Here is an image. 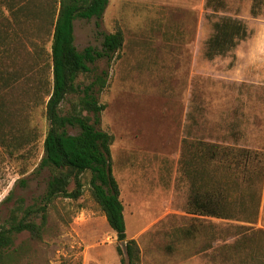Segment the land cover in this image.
Returning a JSON list of instances; mask_svg holds the SVG:
<instances>
[{
  "label": "rangeland",
  "instance_id": "374dc122",
  "mask_svg": "<svg viewBox=\"0 0 264 264\" xmlns=\"http://www.w3.org/2000/svg\"><path fill=\"white\" fill-rule=\"evenodd\" d=\"M206 2L110 0L99 26L95 18L74 22L79 50L88 45L101 49L103 32L124 33L99 94V102L106 104L100 127L114 136L113 175L126 236L137 242L141 264H239L232 244L244 227L264 231V176L254 224L188 213L190 185L179 164L184 138L264 151V0ZM228 18L241 22L247 34L236 38L230 51L208 58L215 25ZM30 35L41 45L40 58L34 54L39 67L23 71L12 105L25 107L29 143L0 144V201L14 189V199L23 198L26 205L39 201L50 175L48 168L36 170L48 127V97L44 91L36 98L27 94L39 80L34 76L39 68L44 82L52 79L50 39L41 44L36 32ZM26 60L24 66L19 61L24 69L31 64ZM96 66L105 68L106 60ZM79 79L86 81L84 75ZM69 109L64 103L63 113ZM23 178L26 185L17 184ZM73 188L71 183L69 191ZM7 210L1 209L0 219ZM192 225H199V232L185 237ZM118 244L85 184L78 199L58 198L49 205L40 240L27 232L15 240L23 251L19 264H119Z\"/></svg>",
  "mask_w": 264,
  "mask_h": 264
},
{
  "label": "trees",
  "instance_id": "16d2710c",
  "mask_svg": "<svg viewBox=\"0 0 264 264\" xmlns=\"http://www.w3.org/2000/svg\"><path fill=\"white\" fill-rule=\"evenodd\" d=\"M109 2L0 0L1 145L29 143L24 138L30 133L25 107L12 105L16 84L25 79L23 71L28 73L35 66L39 67L36 57L40 58L37 48L41 45L31 39V32L37 33L41 44L50 39L52 77L50 83L44 82L39 68L34 73L39 79L37 84L27 88L32 98L40 91L48 97L44 104L48 127L43 139V155L36 169L50 170L46 190L33 204L26 205L23 198L14 199V189L0 201V211L8 207L6 216L0 219V264H19L23 251L21 246H15L18 235L27 232L31 239L40 240L49 205L58 198L78 199L83 195L84 184L121 243L116 247L119 264H141L137 242L126 236L124 205L113 175L114 136L100 127L101 112L106 104L99 102V94L107 86L110 63L124 44V33L121 29L103 32L101 49L88 45L79 50L75 45V20L95 18L99 26ZM215 26L216 32L208 43V54L212 56L225 54L237 44V39L247 34L241 22L229 18ZM27 57L31 64L27 63L24 69L19 61L22 60L24 66ZM100 59L106 60L105 68L96 66ZM83 75L85 82L79 79ZM64 103L70 106L66 113L62 111ZM72 128L79 130L73 134L69 131ZM179 164L190 185L189 214L250 225L256 222L264 176V151L184 138ZM71 183L74 188L69 191ZM17 184L25 186L26 179H20ZM244 228L242 237L232 244L234 255L238 256L239 264H264V231ZM198 232L199 225H192L183 233L192 238Z\"/></svg>",
  "mask_w": 264,
  "mask_h": 264
},
{
  "label": "crops",
  "instance_id": "0c3cea01",
  "mask_svg": "<svg viewBox=\"0 0 264 264\" xmlns=\"http://www.w3.org/2000/svg\"><path fill=\"white\" fill-rule=\"evenodd\" d=\"M234 47H235V46H234ZM234 47H233V48H234ZM233 48H231V49H233ZM231 49H230V50H231ZM230 50H228V51H230ZM214 56H216V55H213V56H212V55L207 54V57H208V58H213Z\"/></svg>",
  "mask_w": 264,
  "mask_h": 264
}]
</instances>
